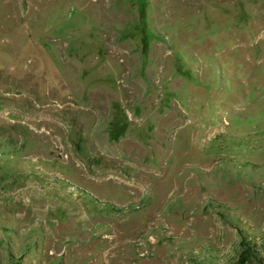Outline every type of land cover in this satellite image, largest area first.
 <instances>
[{"label": "rangeland", "instance_id": "rangeland-1", "mask_svg": "<svg viewBox=\"0 0 264 264\" xmlns=\"http://www.w3.org/2000/svg\"><path fill=\"white\" fill-rule=\"evenodd\" d=\"M242 234L264 0H0V264H235Z\"/></svg>", "mask_w": 264, "mask_h": 264}, {"label": "trees", "instance_id": "trees-1", "mask_svg": "<svg viewBox=\"0 0 264 264\" xmlns=\"http://www.w3.org/2000/svg\"><path fill=\"white\" fill-rule=\"evenodd\" d=\"M240 243L242 248L235 264H245L247 261L254 259L264 264V243L261 244L260 248L253 247L245 234L241 235Z\"/></svg>", "mask_w": 264, "mask_h": 264}]
</instances>
